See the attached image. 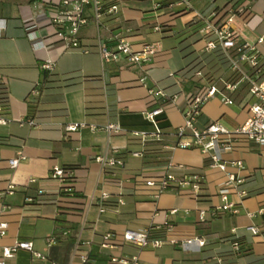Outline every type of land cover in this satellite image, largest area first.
Listing matches in <instances>:
<instances>
[{
    "label": "crops",
    "instance_id": "crops-1",
    "mask_svg": "<svg viewBox=\"0 0 264 264\" xmlns=\"http://www.w3.org/2000/svg\"><path fill=\"white\" fill-rule=\"evenodd\" d=\"M48 1L0 0V79L7 87V119L11 121L0 126V221L8 224L0 248L17 240L29 241L44 257L38 259L21 250L6 264H82V256L89 258L91 252L105 255L103 264L110 258L134 257L139 264H218V260L222 264H264V147L238 141L223 155L224 171L211 167L208 156L198 150L166 149L183 125L186 96L196 91L186 92L183 87L186 61L180 42L199 30V16L209 0H191L187 10L173 0H110L117 5L116 14H104L98 30L89 22L79 31L80 46L87 53L58 40L48 20L55 7ZM241 5L249 16L247 25L235 24L239 42L254 46L264 70V42H257L264 36V0H242ZM85 15L90 17L91 12L86 10ZM156 26L159 31L154 30ZM126 28L131 29L126 36L134 50L154 47L152 62L141 68L130 67L124 60L101 65L97 40L112 46L113 37ZM147 34L159 39L147 41ZM202 46L200 39L191 48L198 56L213 55L203 52ZM170 50L180 55L177 67L170 65ZM44 62L53 67L47 76L41 70ZM218 68L211 79L230 77L227 67ZM210 70L204 62L202 72ZM193 80L200 85L194 76ZM36 84L41 95L34 101L29 93ZM155 87L175 96V101L164 107L153 125L144 112L150 102L147 91ZM229 96L231 105L218 98L204 104L196 127L218 122L229 131L239 128L249 116L252 97L244 83ZM29 117L35 126H18L17 122ZM107 123L123 131L109 136L103 130ZM67 125L80 127L65 133ZM134 131L144 133V138L131 135ZM18 152L26 161L13 169L10 162ZM99 157L119 159L122 166L103 167ZM234 162H241L243 169ZM54 166L67 172L66 185L50 178ZM165 174L177 180L200 175L201 192L195 197L189 186L176 183L155 199V188L146 187L145 180ZM228 175L241 179L239 188L247 196H229L235 212L214 217V207L221 204L217 193ZM9 186L11 195L7 194ZM102 194L108 195L104 203ZM5 205L11 209H3ZM165 224L172 227L171 232ZM251 227L259 233L253 235ZM139 230L164 243L138 248L123 242L125 231ZM107 234L110 242L102 247ZM51 237L56 244L49 246L46 239ZM187 239H201L204 245L185 252L179 242ZM235 241L240 252L232 249Z\"/></svg>",
    "mask_w": 264,
    "mask_h": 264
},
{
    "label": "built area",
    "instance_id": "built-area-1",
    "mask_svg": "<svg viewBox=\"0 0 264 264\" xmlns=\"http://www.w3.org/2000/svg\"><path fill=\"white\" fill-rule=\"evenodd\" d=\"M110 0H49L48 4L55 7V10L49 13V23L55 28V35L59 41L67 47L78 49L81 53H87V48L80 46L79 31L87 26L89 22L98 30L104 14H113L117 12V5L108 3ZM175 4L181 6L183 10H187L191 5V0H173ZM89 10L91 16H86L85 11ZM248 10L243 5L232 6L225 5L218 12L212 13L207 18L199 16L201 26L198 30L202 41V51L205 53H214L219 51L228 62L227 69L230 72L228 79H204L203 72L198 70L193 76L200 80L199 87L192 94L186 96V106L182 110L183 125L176 129L174 133V143L166 146V149L180 150H198L202 154L208 156L211 161L210 166L221 171L225 170L226 162L223 155L225 151L231 149L238 141L245 142L264 147V70L259 65L255 48L253 45L246 42H239V33L235 28L236 22L247 25ZM154 30L159 31V27H154ZM131 33L130 28H126L123 32L116 34L113 37V45L108 46L97 40L96 50L100 58L101 65L108 63H118L121 60L126 61L130 67H143L152 62L156 51L153 46L146 45L140 51L134 50L129 38L126 36ZM258 43L264 42V36L257 40ZM248 67V68H246ZM53 69L50 62L41 64V70L51 72ZM143 80H141L142 82ZM246 84L248 94L252 97V102L249 104V116L246 121L236 130L229 131L218 122H212L206 125L203 129L196 127L197 119L201 113L204 104L210 100L218 98L223 104L231 105L233 101L230 94L238 90L240 84ZM150 98L149 107L144 112L145 119L155 125L156 118L162 114L164 107L170 102L175 101V96L170 97L164 89L155 87L147 91ZM32 100L40 97V86L36 84L29 93ZM11 121L7 119V109L0 105V126H6ZM19 127L35 126L33 120H25L17 122ZM80 126L67 125L64 127L65 133L75 132ZM95 129V126H90ZM103 130L110 136L122 132L123 129L113 123H107L103 126ZM133 136L144 138L142 132H131ZM134 157H141L140 153H134ZM26 161V156L22 152H18L15 159L11 160L10 167L16 168L20 163ZM97 161L103 167L122 166V161L116 158L99 157ZM237 168L243 169L241 162L233 163ZM50 178L66 185L69 182L67 172L58 166H54L50 170ZM202 177L197 174L185 176L181 180L175 179L170 174H165L155 179L145 180L146 187L155 188L154 198L157 199L162 193L171 189L173 184L179 186H189L193 195H197L202 189ZM35 180H30L33 183ZM241 179L228 175L226 181L221 184L217 197L220 200V205L213 209V216L217 217L221 213L235 212L234 205L229 202L228 197L236 195L239 198L247 196V193L239 188ZM69 191V190H67ZM13 193L12 187L7 188V194ZM41 193V192H39ZM1 197V196H0ZM107 194H102L100 197L101 203L106 202ZM3 209L10 210V206H3ZM100 212H103V206H100ZM175 213V211H171ZM199 219H204V212H199ZM8 224L0 221V238L6 235ZM167 232H171L172 227L165 224ZM250 232L257 235L259 230L251 227ZM111 239V235L107 234L102 238V247H107ZM124 243L131 244L138 248L152 246L153 248L161 246L164 242L161 240L149 239L145 230L125 231L122 235ZM49 246L56 244V239L51 237L46 239ZM173 243V242H170ZM204 245L201 239H187L179 242L181 250L194 251L199 250ZM232 249L237 252L238 245L232 243ZM27 251L32 256L38 259L44 257L33 250V245L29 241L17 240L11 246L0 248V264H6L15 256L18 251ZM82 264H90V259L87 255L82 256ZM108 264H139L136 257L126 260L123 258H110ZM218 264H222L218 260Z\"/></svg>",
    "mask_w": 264,
    "mask_h": 264
},
{
    "label": "trees",
    "instance_id": "trees-1",
    "mask_svg": "<svg viewBox=\"0 0 264 264\" xmlns=\"http://www.w3.org/2000/svg\"><path fill=\"white\" fill-rule=\"evenodd\" d=\"M241 2L242 0H209L208 4L204 8V10L201 12V17L207 18L212 13L218 12L219 10H221L227 4H231L232 6H238L241 4ZM200 39L201 38H199L198 28H197L194 30L192 34L189 35V37H187L186 39L180 42L182 46L181 52L183 54V58L186 61V65L182 73L183 74V79H182L183 87L186 92L191 91V88L199 87L197 83L198 81L193 80V74L198 70L202 71L204 62L210 66L211 70L213 71L215 75H217L219 72L218 70L220 68L218 67L225 68L228 66L227 60L224 58V56L219 51H215L214 53H212L213 55H210V54H203L201 56L196 55L191 47H192L193 42L198 41ZM44 73H45V76H47L50 72H44ZM203 75L205 76L206 74L203 73ZM40 95H41V88H40ZM34 101H33V104H35ZM0 105L7 109L8 91H7V87L3 79H0ZM29 119L33 120V118L31 117H29L28 120ZM33 122L35 123L34 120ZM233 243H236L238 245L239 249L237 252H240L239 243L236 241ZM89 259L90 260L95 259L94 260L95 264H103L107 260V257L101 253L94 254L93 252H91V254L89 255Z\"/></svg>",
    "mask_w": 264,
    "mask_h": 264
},
{
    "label": "rangeland",
    "instance_id": "rangeland-1",
    "mask_svg": "<svg viewBox=\"0 0 264 264\" xmlns=\"http://www.w3.org/2000/svg\"><path fill=\"white\" fill-rule=\"evenodd\" d=\"M119 12V9H118ZM145 38L147 39V41H154V40H158V36L156 35H152V34H147L145 35ZM170 55H171V67H177L178 65H180L181 59H180V55L177 51L174 50H170ZM205 78L206 80L211 79L212 77L216 76L212 70L210 71H206L205 72Z\"/></svg>",
    "mask_w": 264,
    "mask_h": 264
}]
</instances>
